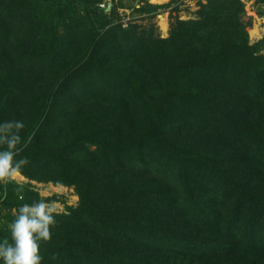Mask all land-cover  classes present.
Segmentation results:
<instances>
[{
    "label": "trees",
    "instance_id": "trees-1",
    "mask_svg": "<svg viewBox=\"0 0 264 264\" xmlns=\"http://www.w3.org/2000/svg\"><path fill=\"white\" fill-rule=\"evenodd\" d=\"M78 2L0 0V122L25 123L21 175L80 198L41 264H264V40L249 44L241 0H207L167 39L99 30Z\"/></svg>",
    "mask_w": 264,
    "mask_h": 264
},
{
    "label": "rangeland",
    "instance_id": "rangeland-1",
    "mask_svg": "<svg viewBox=\"0 0 264 264\" xmlns=\"http://www.w3.org/2000/svg\"><path fill=\"white\" fill-rule=\"evenodd\" d=\"M74 1L78 2V0ZM241 2L245 8L243 21L248 25L249 44L256 46L264 40V0H241ZM206 3L207 0H166L159 4L152 3L150 0H106L98 5H83L78 2L76 6L80 14L86 20L90 19L99 30H101L104 22L110 21L112 23H121L125 28L133 25L137 26L141 34L148 33L154 29L157 37L167 39L170 37L172 24L179 20L198 19L202 5ZM252 31L258 32L260 36L252 38ZM60 32L65 33V28L61 27ZM259 50L264 54L262 46L259 47ZM18 64H14L12 68L23 73V79H21L27 82V85H32L33 88H30L31 90L38 89L41 85L44 86L45 82L48 81L41 78L43 75L40 69L32 68L27 62L21 63V66ZM24 97V110L32 108L30 106L34 100V92H26ZM77 106L80 105H72L73 108ZM19 176L21 178L16 177L14 181L10 182L18 186L16 195H23L25 197L24 201L29 204L39 199L55 201L59 207V214H68L69 208H76L80 204V198L74 187H66L54 183H40L31 181L21 174ZM10 182L6 184L0 183V194H6ZM28 191L37 194L38 198L35 196L27 197ZM22 203V201H18L15 204L22 206ZM16 215V209L8 208L0 202V225L3 222L9 225Z\"/></svg>",
    "mask_w": 264,
    "mask_h": 264
},
{
    "label": "clouds",
    "instance_id": "clouds-1",
    "mask_svg": "<svg viewBox=\"0 0 264 264\" xmlns=\"http://www.w3.org/2000/svg\"><path fill=\"white\" fill-rule=\"evenodd\" d=\"M23 120L0 122V183L14 181L29 164L21 153L29 138L22 135ZM59 207L55 201L39 199L24 203L9 224L10 239L0 241L3 264H41V243L49 242L57 225Z\"/></svg>",
    "mask_w": 264,
    "mask_h": 264
},
{
    "label": "bare ground",
    "instance_id": "bare-ground-1",
    "mask_svg": "<svg viewBox=\"0 0 264 264\" xmlns=\"http://www.w3.org/2000/svg\"><path fill=\"white\" fill-rule=\"evenodd\" d=\"M150 1L152 3L159 4V3L163 2V1H166V0H150ZM251 35H252V38H257V36H260V35H258V32H256V31H252ZM17 177L21 178V176H17Z\"/></svg>",
    "mask_w": 264,
    "mask_h": 264
}]
</instances>
